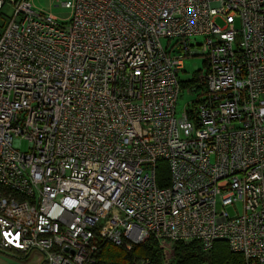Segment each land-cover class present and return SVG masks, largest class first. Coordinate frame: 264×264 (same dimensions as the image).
<instances>
[{
  "label": "built area",
  "instance_id": "2783aa9c",
  "mask_svg": "<svg viewBox=\"0 0 264 264\" xmlns=\"http://www.w3.org/2000/svg\"><path fill=\"white\" fill-rule=\"evenodd\" d=\"M63 4L0 0V250L97 264L153 238L169 264L224 241L264 264V0Z\"/></svg>",
  "mask_w": 264,
  "mask_h": 264
},
{
  "label": "trees",
  "instance_id": "16d2710c",
  "mask_svg": "<svg viewBox=\"0 0 264 264\" xmlns=\"http://www.w3.org/2000/svg\"><path fill=\"white\" fill-rule=\"evenodd\" d=\"M158 183L161 187L169 185L170 172L166 162L158 166ZM148 260L150 264H166L163 251L153 238L135 245L131 251L112 243L104 244L97 264H134L135 261ZM169 264H245L241 253L233 252L227 242H216L210 253H205L199 241L176 242Z\"/></svg>",
  "mask_w": 264,
  "mask_h": 264
},
{
  "label": "rangeland",
  "instance_id": "374dc122",
  "mask_svg": "<svg viewBox=\"0 0 264 264\" xmlns=\"http://www.w3.org/2000/svg\"><path fill=\"white\" fill-rule=\"evenodd\" d=\"M71 0H32L33 7L44 14L54 15L60 21H64L71 16V10L65 8L63 2ZM8 12V11H7ZM216 23L220 26H224V21L218 19ZM241 21L236 20V28L240 29ZM202 41V38H198ZM204 68L202 58H190L185 62V71L180 74L181 80H192L194 74L197 70ZM188 90H185L179 97L177 116L180 117L184 112L187 104L195 98L194 93L188 94ZM28 143L26 141L22 142L21 151H28ZM242 205L238 204L236 207V212H241ZM230 214H234L233 208H228ZM210 253V252H209ZM208 253V254H209ZM42 256L38 253H30L29 255L20 252H10L0 250V264H41Z\"/></svg>",
  "mask_w": 264,
  "mask_h": 264
}]
</instances>
